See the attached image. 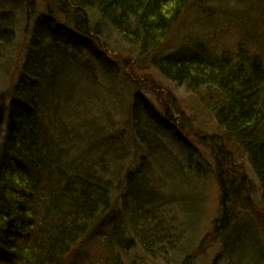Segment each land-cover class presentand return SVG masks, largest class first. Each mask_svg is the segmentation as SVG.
Wrapping results in <instances>:
<instances>
[{
    "label": "trees",
    "instance_id": "1",
    "mask_svg": "<svg viewBox=\"0 0 264 264\" xmlns=\"http://www.w3.org/2000/svg\"><path fill=\"white\" fill-rule=\"evenodd\" d=\"M17 1L29 17L41 12L45 19L34 28L9 101L0 152V264H71L69 256L74 247L103 226L110 231L88 264H125L124 255L135 248L156 257L178 246V236L158 220L131 216L127 211L131 218L123 229L119 220L112 219L113 204L121 200L127 203L129 195L121 196L119 185L105 169L86 167L84 171L67 161L53 119L43 111L47 91L56 77L67 71L79 77L92 73L89 61H82L85 52L102 60L103 24L98 18L148 55L168 80L194 91L205 90L209 104L206 98L203 104L210 106L228 140L237 142L248 157L264 190L263 59L243 47L235 55L181 48L158 56L172 41L187 11L199 7L200 0ZM9 33L0 29V59L11 44ZM164 108L172 130H177L176 123L170 122V110ZM131 115L135 136L152 151L153 143L163 134L157 131L151 135L148 121H162L160 114L136 92ZM200 141L213 152L214 175L221 192L219 217L212 234L201 243L200 250L204 251L208 243L234 235L242 220H256L263 226L264 211L260 209L264 205L256 200L254 185L236 163L232 149L220 138L208 136ZM196 164L202 167L199 161Z\"/></svg>",
    "mask_w": 264,
    "mask_h": 264
},
{
    "label": "rangeland",
    "instance_id": "2",
    "mask_svg": "<svg viewBox=\"0 0 264 264\" xmlns=\"http://www.w3.org/2000/svg\"><path fill=\"white\" fill-rule=\"evenodd\" d=\"M200 2L199 7L195 5L187 11L172 41L158 56L181 48L195 52L202 49L217 56L235 55L243 47L264 61V0ZM44 19L41 12L29 17L17 0H0V29L5 28L12 36L0 59V152L13 87L34 28ZM98 20L103 24L101 42L105 48L98 43L95 46L104 53L102 60L85 52L82 61H89L92 73L79 77L67 71L56 77L47 91L43 111L53 119L56 138L68 155L67 161L84 171L86 167L105 169L119 185L121 196L129 195L127 203L121 200L113 204L112 219L127 229L132 215H144L160 221L178 236V246L165 255L153 257L138 247L124 255L125 264H186V260L188 264H264V225L256 220H242L234 235L208 243L206 250H200L219 217L221 193L214 175L213 152L201 143L203 137L220 138L225 147L232 149L236 163L254 185L256 200H262L264 205L260 179L237 142L228 140L210 106L203 104L205 98L209 104L205 90L194 91L168 80L148 55ZM136 92L143 94L162 118L148 121L151 135L157 131L163 134L158 143H153L152 151L134 134L131 111ZM165 106L173 116L170 122L176 123L175 131ZM197 161L202 167L197 166ZM261 222L264 223V214ZM109 231L108 226H103L79 242L69 256L71 264L90 263Z\"/></svg>",
    "mask_w": 264,
    "mask_h": 264
}]
</instances>
